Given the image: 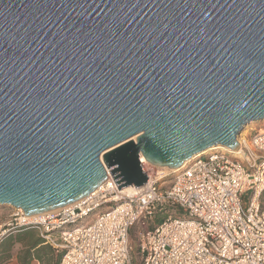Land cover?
Returning <instances> with one entry per match:
<instances>
[{
  "label": "water",
  "instance_id": "95a60500",
  "mask_svg": "<svg viewBox=\"0 0 264 264\" xmlns=\"http://www.w3.org/2000/svg\"><path fill=\"white\" fill-rule=\"evenodd\" d=\"M263 119L264 0H0V206L141 187L140 155L180 170Z\"/></svg>",
  "mask_w": 264,
  "mask_h": 264
},
{
  "label": "built area",
  "instance_id": "2783aa9c",
  "mask_svg": "<svg viewBox=\"0 0 264 264\" xmlns=\"http://www.w3.org/2000/svg\"><path fill=\"white\" fill-rule=\"evenodd\" d=\"M148 181L119 189L113 175L86 197L27 215L13 208V227L35 226L61 247L60 264H264V129L235 150H213L170 170L140 155ZM163 168L167 169L165 171Z\"/></svg>",
  "mask_w": 264,
  "mask_h": 264
},
{
  "label": "crops",
  "instance_id": "0c3cea01",
  "mask_svg": "<svg viewBox=\"0 0 264 264\" xmlns=\"http://www.w3.org/2000/svg\"><path fill=\"white\" fill-rule=\"evenodd\" d=\"M22 239L16 241L12 256L5 264H60L63 249L47 242L38 229H28L20 232ZM29 253V254H28ZM25 255H29L27 259Z\"/></svg>",
  "mask_w": 264,
  "mask_h": 264
},
{
  "label": "rangeland",
  "instance_id": "374dc122",
  "mask_svg": "<svg viewBox=\"0 0 264 264\" xmlns=\"http://www.w3.org/2000/svg\"><path fill=\"white\" fill-rule=\"evenodd\" d=\"M259 129H264V119L262 121H255L253 123L248 124L243 131L240 133V137L242 135V137H247L250 136L251 134H253L256 130ZM13 213V208L10 206H0V225H2L3 223L9 221V219L11 218V214ZM138 232H139V228L135 227L133 229V233H132V242H133V247L134 250L132 252V256L134 258V261L136 264H141V260H140V255L138 253Z\"/></svg>",
  "mask_w": 264,
  "mask_h": 264
},
{
  "label": "trees",
  "instance_id": "16d2710c",
  "mask_svg": "<svg viewBox=\"0 0 264 264\" xmlns=\"http://www.w3.org/2000/svg\"><path fill=\"white\" fill-rule=\"evenodd\" d=\"M28 229H37L35 226H19V227H13L11 228L7 234L2 238L0 241V264H5L8 262V260L12 256V249L16 243V241H19L22 235L20 232L28 230ZM29 254V253H28ZM29 255H25V258L27 259ZM28 260L24 262L23 264H28Z\"/></svg>",
  "mask_w": 264,
  "mask_h": 264
},
{
  "label": "bare ground",
  "instance_id": "6f19581e",
  "mask_svg": "<svg viewBox=\"0 0 264 264\" xmlns=\"http://www.w3.org/2000/svg\"><path fill=\"white\" fill-rule=\"evenodd\" d=\"M260 121H262V120H260ZM257 122V121H256ZM253 123V122H252ZM135 138V137H134ZM239 141H242V135H241V137L240 136H238V142ZM216 147H219V148H216ZM215 148V149H214ZM216 150V149H218V150H228V151H231L232 149L231 148H229V147H227V146H222V145H219V146H213V147H211V148H209V149H206L205 151H203V152H201V154L202 153H207V152H211V151H213V150ZM144 157V156H143ZM144 159H145V157H144ZM188 163H186V164H184L183 166L185 167L186 165H187ZM182 166V167H183ZM183 167V168H184ZM182 168V169H183ZM165 171H167V169H165V168H163ZM170 169V168H169ZM179 169V168H178ZM177 168H176V170H178ZM170 170H172V169H170ZM137 189V187L136 186H134V185H129V186H125V187H123V190L124 191H126V192H131V191H135Z\"/></svg>",
  "mask_w": 264,
  "mask_h": 264
}]
</instances>
